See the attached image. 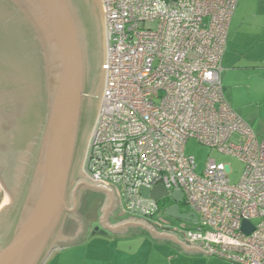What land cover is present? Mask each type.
<instances>
[{"label":"built area","instance_id":"obj_1","mask_svg":"<svg viewBox=\"0 0 264 264\" xmlns=\"http://www.w3.org/2000/svg\"><path fill=\"white\" fill-rule=\"evenodd\" d=\"M100 3L103 80L83 173L115 189L123 214L154 220L189 244L202 241L210 256L264 264V138L231 108L221 82L238 0ZM189 138L239 158V181L214 159L198 173L184 152ZM160 184L168 195L182 192L179 211L185 204L195 221L168 227L154 219L169 207L160 205L168 195L153 199L140 190Z\"/></svg>","mask_w":264,"mask_h":264},{"label":"water","instance_id":"obj_2","mask_svg":"<svg viewBox=\"0 0 264 264\" xmlns=\"http://www.w3.org/2000/svg\"><path fill=\"white\" fill-rule=\"evenodd\" d=\"M99 17L94 0H0V183L6 190L0 195V264H44L60 240L74 239L73 231L63 236V223L77 216L84 190L104 196L91 234L130 226L184 251L209 252L202 241L186 244L141 217L110 222L119 202L115 189L82 171L103 74ZM28 105L35 110L36 134L26 154L14 155L11 117L20 122ZM140 194L158 199L168 191L160 184ZM182 196L174 190V204L164 212L193 222V212L179 211ZM242 227L253 229L249 221Z\"/></svg>","mask_w":264,"mask_h":264},{"label":"rangeland","instance_id":"obj_3","mask_svg":"<svg viewBox=\"0 0 264 264\" xmlns=\"http://www.w3.org/2000/svg\"><path fill=\"white\" fill-rule=\"evenodd\" d=\"M94 1L96 2V7H98V13L100 15L99 18L101 19L97 25L99 27V38L102 40L103 44L101 7L99 5V0ZM246 4H242L241 10L237 14V17L239 15V18H236L239 19L238 25L241 26V29L235 34V40L231 44V47L227 50L226 56L221 62V82L224 95L231 108L250 125L257 137L261 139L264 138V43L260 42L258 46L256 44L254 45L257 37H255L253 34L246 33H249V28L255 29L257 31L258 27L263 26L264 19L261 17V15H256L255 18L253 13L250 14L249 17L244 15L245 12L247 14L249 11ZM101 55H103V52ZM102 80L103 77L98 89L99 94L102 88ZM184 152L185 154L192 155L194 157L197 165L196 171L198 173L202 171L205 162L208 159H214L215 161L223 162L224 164L229 165L230 172L228 173V176L231 182L236 183L239 181L244 165L236 156L222 153L216 148L202 145L194 138H189L187 140L184 147ZM3 192L4 187L0 183V195ZM95 201L97 205L94 204L91 215L86 216L87 221L96 219L97 215L99 216L100 214V207L103 198L98 196ZM173 203L174 201L171 195H168L160 201L161 208L170 206ZM164 211L156 213L154 215V219H160L161 222L167 224L168 227H179L183 224H189L182 219L173 218L166 215ZM180 211L188 212L190 210L185 204L180 203ZM144 220L150 224L156 223L151 219ZM162 227H164V225H162ZM71 233L72 229L70 232L63 234V236ZM76 238L77 237L72 240H75ZM69 241L70 240H60L56 246H60Z\"/></svg>","mask_w":264,"mask_h":264},{"label":"crops","instance_id":"obj_4","mask_svg":"<svg viewBox=\"0 0 264 264\" xmlns=\"http://www.w3.org/2000/svg\"><path fill=\"white\" fill-rule=\"evenodd\" d=\"M243 3H247L246 5L249 9L247 14L245 12L244 15L249 17L253 13L255 18L256 15H261L264 19V0H238L236 10L230 22L228 41L223 59L235 40V34L241 29V26L238 25L239 19L236 18H239L237 14L241 10ZM258 30L257 33L255 29L249 28V33H246L257 37L254 43L257 46L260 42L264 43V23L263 26L258 27ZM101 198L104 200L103 195ZM111 212L113 215L109 217V221L112 223L121 221L129 216L136 217L123 214L118 206ZM76 237L75 240H70L58 246L46 259L44 264H235L218 257L210 256L205 252L184 251L181 245L166 239H156L144 230L136 227L127 226L126 230L119 233L107 234H91L89 229ZM177 237L181 241H184L178 235ZM184 242L189 244L186 241Z\"/></svg>","mask_w":264,"mask_h":264},{"label":"flooded vegetation","instance_id":"obj_5","mask_svg":"<svg viewBox=\"0 0 264 264\" xmlns=\"http://www.w3.org/2000/svg\"><path fill=\"white\" fill-rule=\"evenodd\" d=\"M34 108L30 107L29 105L26 106L24 109L22 116L20 117V122H16V117L12 116V128L10 130V134L12 138H15L14 144L11 148V150L15 151L14 155L19 153L20 151L24 154H26L29 150L30 144L32 142V138L36 134V127L38 125L37 119H36V114L34 112ZM18 124L21 125V131H19V126ZM17 126V127H16ZM18 128V129H17ZM18 130V131H17ZM20 137V141H17L16 138ZM13 147L15 149H13ZM13 156V155H12ZM102 196V194L91 192L88 190H84L81 194V199H80V206L77 211V216H67L64 223H63V228H62V233L66 234L68 232L72 231L79 235L82 233H85L90 229V231L93 229L95 225L98 224V215L96 219L94 220H89L87 221L86 216L91 215L92 209L94 207V204L97 205L96 203V198ZM88 223V224H87Z\"/></svg>","mask_w":264,"mask_h":264},{"label":"bare ground","instance_id":"obj_6","mask_svg":"<svg viewBox=\"0 0 264 264\" xmlns=\"http://www.w3.org/2000/svg\"><path fill=\"white\" fill-rule=\"evenodd\" d=\"M99 5H100V7H101V3H100V0H99ZM101 13H102V9H101ZM101 20V19H100ZM6 190L4 189V192H5Z\"/></svg>","mask_w":264,"mask_h":264},{"label":"trees","instance_id":"obj_7","mask_svg":"<svg viewBox=\"0 0 264 264\" xmlns=\"http://www.w3.org/2000/svg\"><path fill=\"white\" fill-rule=\"evenodd\" d=\"M229 33V32H228ZM228 41V40H227Z\"/></svg>","mask_w":264,"mask_h":264}]
</instances>
